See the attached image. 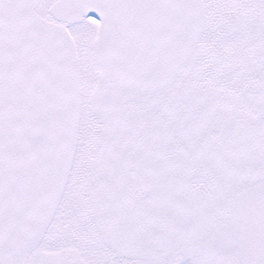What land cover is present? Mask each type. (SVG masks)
Returning <instances> with one entry per match:
<instances>
[{"label": "snow or ice", "instance_id": "1", "mask_svg": "<svg viewBox=\"0 0 264 264\" xmlns=\"http://www.w3.org/2000/svg\"><path fill=\"white\" fill-rule=\"evenodd\" d=\"M0 264H264V0H0Z\"/></svg>", "mask_w": 264, "mask_h": 264}]
</instances>
